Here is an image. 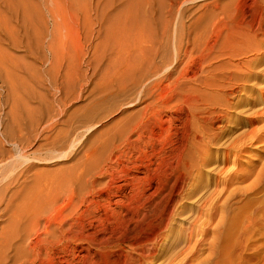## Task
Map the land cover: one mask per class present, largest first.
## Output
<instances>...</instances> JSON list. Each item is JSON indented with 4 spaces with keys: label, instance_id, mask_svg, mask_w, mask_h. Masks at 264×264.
Instances as JSON below:
<instances>
[{
    "label": "bare ground",
    "instance_id": "1",
    "mask_svg": "<svg viewBox=\"0 0 264 264\" xmlns=\"http://www.w3.org/2000/svg\"><path fill=\"white\" fill-rule=\"evenodd\" d=\"M53 1L71 8V0ZM75 1L88 11V22L104 30L106 97L117 98L126 114L72 166L71 177L79 183H41L10 226L0 228V264L172 263L175 255L159 251V246L185 183H203L205 168L211 173L209 183H215L209 196L199 199L191 223L199 226L201 219L202 224L211 222L216 212L225 218L231 183L248 179L246 162H240L239 176L231 174L232 168L256 133H264V126L250 116L247 97L240 110L245 127L241 132L225 140L221 122L232 108L233 94L245 88L254 68L264 65V0H236L238 24L220 41L215 34L213 45L204 46L197 34L178 29L174 64L165 68L166 43L147 24L153 16L139 13L155 10L154 0ZM160 1L170 14L203 0ZM13 3L24 9L19 19L28 28L26 1ZM217 4L208 0L202 5ZM59 5L51 12L49 33L54 39L60 23L69 34L76 22L68 20L62 11L66 6ZM216 45L218 53L211 56L208 51ZM258 56L259 63H254ZM215 58L227 62L218 70L212 65ZM257 74L264 101V67ZM213 145L222 146L218 164L209 154ZM247 194H242L245 209ZM249 219L247 212L244 226ZM179 256L177 264H188L182 251Z\"/></svg>",
    "mask_w": 264,
    "mask_h": 264
},
{
    "label": "rangeland",
    "instance_id": "2",
    "mask_svg": "<svg viewBox=\"0 0 264 264\" xmlns=\"http://www.w3.org/2000/svg\"><path fill=\"white\" fill-rule=\"evenodd\" d=\"M25 1L26 14L30 16L28 28H24L19 19L24 9L15 5L14 0H0V228L5 229L41 183H79L71 177L72 166L82 158L85 149L94 145L126 114L121 113L125 108L119 105L117 98L106 97L102 81L106 65L104 30L88 22L89 14L83 4L71 0L70 8L63 2L55 6L53 0ZM154 2L158 3L155 10L139 13L141 17L143 14L153 16L147 24L166 43L168 61L163 68L174 64L172 45L178 29L182 33L186 29L192 31L189 36L197 34L198 43L205 46L213 45L215 34L220 41L238 24L236 0H218L217 5L207 6L202 4L208 0L191 2L170 14L160 0ZM58 5L66 6L62 9L66 18L76 22L67 34L57 18L60 26L54 39L49 27L51 12L58 9ZM168 17L172 20L169 19L171 24L163 37ZM217 53V45L208 51L211 56ZM260 56L254 63H259ZM226 62L215 58L212 65L219 70ZM263 67L254 68L245 88H238L230 98L232 108L227 119L221 122L225 140L245 128L240 111L244 97L250 101L249 114L256 125L264 126V109H261L264 101L260 97L263 88L256 79ZM220 152V145L209 148L215 164L221 160ZM237 161L239 165L232 168L231 174H242L240 162H246L248 179L246 183H231L232 198L227 201L230 212L225 218L216 212L208 224H202L201 219L199 226L191 225L198 212L199 199L209 196L215 183H209L208 168L202 172L203 183H185L159 246V251L175 255V261L169 264L178 263L180 251L188 264H264L263 131L256 133ZM243 187L248 193L246 209L242 204ZM221 203L220 199L217 206ZM208 208L209 212L214 211ZM247 212L250 221L244 226Z\"/></svg>",
    "mask_w": 264,
    "mask_h": 264
}]
</instances>
